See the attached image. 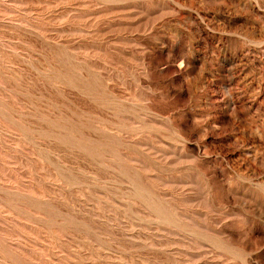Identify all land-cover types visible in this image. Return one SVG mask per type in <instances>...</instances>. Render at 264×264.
Wrapping results in <instances>:
<instances>
[{"label":"rangeland","instance_id":"374dc122","mask_svg":"<svg viewBox=\"0 0 264 264\" xmlns=\"http://www.w3.org/2000/svg\"><path fill=\"white\" fill-rule=\"evenodd\" d=\"M0 264H264V0H0Z\"/></svg>","mask_w":264,"mask_h":264}]
</instances>
